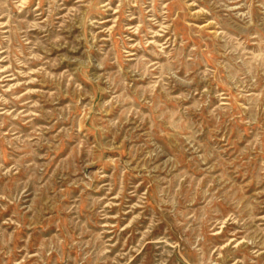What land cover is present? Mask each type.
Returning <instances> with one entry per match:
<instances>
[{
	"label": "rangeland",
	"instance_id": "rangeland-1",
	"mask_svg": "<svg viewBox=\"0 0 264 264\" xmlns=\"http://www.w3.org/2000/svg\"><path fill=\"white\" fill-rule=\"evenodd\" d=\"M0 264H264V0H0Z\"/></svg>",
	"mask_w": 264,
	"mask_h": 264
}]
</instances>
